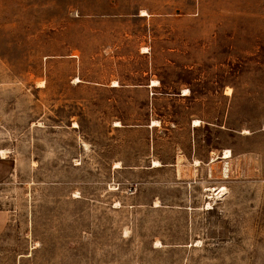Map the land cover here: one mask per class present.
<instances>
[{"label":"rangeland","instance_id":"1","mask_svg":"<svg viewBox=\"0 0 264 264\" xmlns=\"http://www.w3.org/2000/svg\"><path fill=\"white\" fill-rule=\"evenodd\" d=\"M0 264H264V0H0Z\"/></svg>","mask_w":264,"mask_h":264},{"label":"bare ground","instance_id":"2","mask_svg":"<svg viewBox=\"0 0 264 264\" xmlns=\"http://www.w3.org/2000/svg\"><path fill=\"white\" fill-rule=\"evenodd\" d=\"M141 14H143V15H145V14H147V12L145 11V10H142V12H141ZM79 80V79H78ZM159 84V80H157V79H153L152 80V85H158ZM113 85H118V82L117 81H114L113 82ZM195 121H199V120H195ZM157 122H158V120L157 119H154L153 120V124H157ZM116 124L117 125H121L122 123L120 122V121H117L116 122ZM76 125H78L76 122L74 123V126H76ZM223 153V158H230L231 156H232V152H231V150L230 149H225V151H223L222 152ZM1 154L4 156V155H6V151H5V149L3 148V150L1 151ZM217 159V157L216 156H214V157H212V161H215ZM196 163L197 164H199L200 163V160H198V159H196ZM155 165H161V163H160V161L159 160H155ZM216 188V187H215ZM223 190L225 189V188H222ZM211 190V189H210ZM216 191V190H215ZM214 191V192H215ZM222 191V190H221ZM119 204V203H118ZM211 202H208V206H211Z\"/></svg>","mask_w":264,"mask_h":264}]
</instances>
